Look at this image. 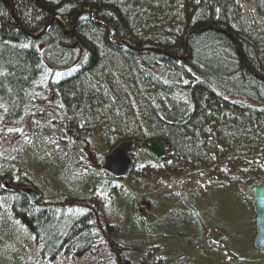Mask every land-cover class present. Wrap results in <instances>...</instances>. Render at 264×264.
I'll list each match as a JSON object with an SVG mask.
<instances>
[{"label":"trees","instance_id":"obj_1","mask_svg":"<svg viewBox=\"0 0 264 264\" xmlns=\"http://www.w3.org/2000/svg\"><path fill=\"white\" fill-rule=\"evenodd\" d=\"M5 1L26 33L50 24L44 35L29 39L0 0V245L24 240L43 264H146L138 260L150 258L146 246L125 244L130 230L137 243L172 238V247L184 249L186 237L202 242L203 222L186 213V202L174 208L177 222L172 212L163 215L164 225L158 220L167 211L158 204L163 196L155 205L147 201L145 210V198L127 194L105 212L101 206L109 199L95 195L85 208L83 199L66 202L64 194L51 196L64 200L44 201L50 191L38 190L31 204L12 191L36 190L26 155L37 147L45 151L38 158L49 155L34 164L44 169L35 172L45 181L57 183L61 173L88 193L119 180L78 169L79 162L67 157L69 139L89 128L99 131L106 148L132 142L143 163H157L149 176L184 178L215 191L264 184V0ZM57 56L58 63L51 59ZM63 131V143L47 150L44 139L53 142ZM151 142L163 147L164 159L152 156ZM75 173L80 181L72 180ZM131 175L132 166L125 178ZM207 189L194 192V201ZM27 245L17 244L15 253ZM4 256L0 264H17L14 255Z\"/></svg>","mask_w":264,"mask_h":264},{"label":"rangeland","instance_id":"obj_2","mask_svg":"<svg viewBox=\"0 0 264 264\" xmlns=\"http://www.w3.org/2000/svg\"><path fill=\"white\" fill-rule=\"evenodd\" d=\"M251 5L245 4L244 9L245 11V18L249 19V12ZM94 15H91V19H94ZM255 19L257 17L255 16ZM93 22V21H92ZM74 22L72 23L73 29ZM40 32V31H39ZM56 62H59L60 56L52 57L51 59H55ZM61 72V70L59 71ZM89 131H83L79 135V139H82L79 144V139L72 142V139H69V142L66 143V146L69 147L68 155L73 161L79 162L80 168H87V169H94V172L98 174H102L106 177L105 173L102 171V164L104 157L110 155L112 148H106L105 145L101 142L99 131L97 129L89 128ZM53 132L56 134L58 131L53 128ZM65 132L63 131L62 134L57 135L54 138L53 142L46 141L44 139L43 144L47 146V150L49 149H56L58 147L59 141L63 143L62 139ZM61 135V136H60ZM56 143H55V142ZM32 146V145H31ZM6 148H13L10 146H6ZM62 148V147H61ZM65 151V149H64ZM56 152L55 150H50V153L53 154ZM34 154L30 155V162L31 169H34L38 172H43L41 166H34L35 163L38 162H45L47 157L38 158V156L45 153L44 149L41 147H37L33 150ZM138 151H131L130 158H134V162L132 165V175L130 178H121L119 180H112L109 179L106 181L107 188L104 190L101 186L90 188L91 190L88 193H84L80 182H70L68 184L64 181L63 176L61 173H58L59 181L57 183L53 182V180L48 179L47 181L44 178L39 176L38 172L32 171L31 176H33V182L36 184V192L38 190L43 191H50V197L46 195L43 197L44 201H55V200H64L63 198H56L53 199L51 196L56 197V193L64 194L67 197L66 202H70V199H83L85 208H88L89 202L91 200L90 197L94 196L98 201H109L105 202L101 209H104L105 212L112 206L117 205L119 199H123L127 194L133 195L137 197V201L145 198L146 201L143 202L141 205L144 206L145 210L148 209L149 204L147 201L155 205V201L157 197L160 196L164 197V200L159 201L158 204L160 207L166 205V212H161L159 215V221L164 220V225L169 224L168 218L166 217L168 214L172 212L174 214V221H178L179 216L175 213L174 208L176 210L179 209L178 205L186 206V213L189 215L196 214V216L200 217L203 224V236H201V241H197L198 239L195 236H190L185 238L184 241L188 242V246L183 249L184 245H180L177 248L172 247V238H153L150 240L144 239L142 237L139 243L136 242L133 230H130L129 236L130 241H127V245L130 246H137L138 247H145L144 250H148L149 252V259L147 260L145 256H141L138 260L142 263L146 261V264H261L262 261V254L261 251L256 250L253 247V240L255 237V216L253 211V204L250 199V189H237L231 187H222L219 186V189L215 191L214 188L204 187L203 184L199 183L194 184L189 181H183L184 178H180L179 180H173L172 178H161L157 175L149 176V170L153 167L154 170L158 169L156 166L157 163L150 162L149 160L143 159L144 163L138 158ZM10 157L13 154H6ZM46 158V159H45ZM157 160H159L157 158ZM141 161L144 165L140 164ZM133 162V160H132ZM76 166V165H75ZM142 166V167H141ZM74 167V166H73ZM30 168V167H29ZM141 168V169H140ZM77 169V170H78ZM141 173V174H140ZM80 175L76 174L72 178V180L80 181ZM70 178L71 176L68 175ZM127 181V182H126ZM171 181H174L172 183ZM59 185V187H57ZM59 188L62 191H57ZM93 188V189H92ZM208 188V189H207ZM49 189V190H48ZM113 190L112 195L108 198L106 195L110 190ZM202 195V199L194 201V192L206 190ZM178 194V195H177ZM205 194L207 196L205 197ZM177 195V196H176ZM209 195V196H208ZM100 197V199H98ZM174 197V198H173ZM175 199L176 202H166L165 199ZM183 198V200H182ZM171 201V200H170ZM194 201V202H193ZM186 202V203H185ZM139 203L137 202L136 205ZM200 207V210L196 211L194 205ZM170 205V206H168ZM190 206V207H189ZM161 211V208H159ZM164 215V216H163ZM127 225V224H126ZM17 229H20L21 226H15ZM217 234L221 235L218 237V241L214 242L211 241V238L215 237ZM134 235V236H131ZM184 235V234H183ZM108 239V238H106ZM134 239V240H133ZM145 240V241H144ZM4 244L0 245V255L5 254V260H9L10 257L15 256L13 259L16 258L17 264L21 263L23 260L26 262L23 264H32L33 260H36L38 264L40 263L37 258L35 251L32 249L31 244L28 242L16 241L20 248H23V245H27L20 253H15L17 251V244L13 245L8 243L7 241L3 242ZM169 244L170 247L168 246ZM168 246V247H166ZM193 248H190V247ZM166 247V248H165ZM166 249L167 251H164ZM181 249V250H180ZM139 251V250H136ZM160 251V258L157 259V252ZM263 255V254H262ZM4 256V257H5ZM175 259H174V257ZM4 263V261L2 260ZM35 264V263H34Z\"/></svg>","mask_w":264,"mask_h":264},{"label":"water","instance_id":"obj_3","mask_svg":"<svg viewBox=\"0 0 264 264\" xmlns=\"http://www.w3.org/2000/svg\"><path fill=\"white\" fill-rule=\"evenodd\" d=\"M9 9L11 16H13L14 20L18 23L19 27L23 30L22 25L20 24L18 18L13 13L10 5L7 1L1 0ZM50 23L46 24L41 32L37 35L33 36L27 34L24 30L25 35L30 39H36L42 36ZM194 34V33H192ZM190 34V35H192ZM189 35V34H188ZM189 35V36H190ZM186 40V38H185ZM237 50L239 47L235 44ZM132 142H123L120 143L111 153L110 155L104 158V162L102 165L103 170L110 174L115 178L125 177L131 168V162L129 159V154L131 151ZM148 149L150 153L160 160L164 159L165 153L161 145L156 142H151L148 144ZM20 194L25 196L30 203H34L38 198L37 193L29 189H20L18 190ZM251 195L250 199L253 203V210L255 215V229L256 235L254 237L253 245L256 249L264 252V184H260L258 186H254L250 189ZM219 235L215 236L213 239L218 241Z\"/></svg>","mask_w":264,"mask_h":264},{"label":"flooded vegetation","instance_id":"obj_4","mask_svg":"<svg viewBox=\"0 0 264 264\" xmlns=\"http://www.w3.org/2000/svg\"><path fill=\"white\" fill-rule=\"evenodd\" d=\"M211 241H213V237L211 238ZM215 241V240H214Z\"/></svg>","mask_w":264,"mask_h":264}]
</instances>
